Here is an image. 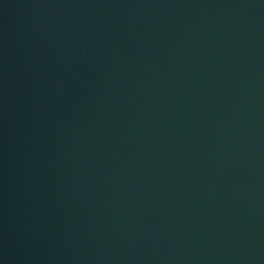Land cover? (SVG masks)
<instances>
[{"label": "water", "instance_id": "95a60500", "mask_svg": "<svg viewBox=\"0 0 264 264\" xmlns=\"http://www.w3.org/2000/svg\"><path fill=\"white\" fill-rule=\"evenodd\" d=\"M0 264H264V0H0Z\"/></svg>", "mask_w": 264, "mask_h": 264}]
</instances>
